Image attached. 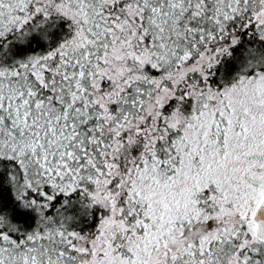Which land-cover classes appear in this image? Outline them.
Instances as JSON below:
<instances>
[{
  "label": "snow or ice",
  "instance_id": "obj_1",
  "mask_svg": "<svg viewBox=\"0 0 264 264\" xmlns=\"http://www.w3.org/2000/svg\"><path fill=\"white\" fill-rule=\"evenodd\" d=\"M0 264H264V0H0Z\"/></svg>",
  "mask_w": 264,
  "mask_h": 264
}]
</instances>
